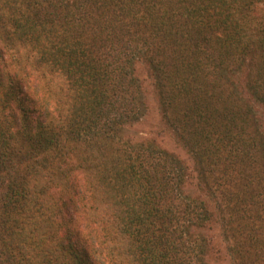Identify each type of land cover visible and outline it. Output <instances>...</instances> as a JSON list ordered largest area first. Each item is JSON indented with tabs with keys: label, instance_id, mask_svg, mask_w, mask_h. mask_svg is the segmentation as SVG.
<instances>
[{
	"label": "trees",
	"instance_id": "16d2710c",
	"mask_svg": "<svg viewBox=\"0 0 264 264\" xmlns=\"http://www.w3.org/2000/svg\"><path fill=\"white\" fill-rule=\"evenodd\" d=\"M258 105L264 0H0V264H264Z\"/></svg>",
	"mask_w": 264,
	"mask_h": 264
},
{
	"label": "rangeland",
	"instance_id": "374dc122",
	"mask_svg": "<svg viewBox=\"0 0 264 264\" xmlns=\"http://www.w3.org/2000/svg\"><path fill=\"white\" fill-rule=\"evenodd\" d=\"M138 73L143 78V84L147 91L148 110L142 120L134 127H132V129H129V133L136 139L153 140L161 147H165L170 151L176 152L184 160L187 161L191 176H194L195 172L192 166V159L186 154L183 148L179 146L176 139L164 124L162 114L158 105L157 95L149 80L145 64L141 63L140 65H138ZM256 108L260 116L262 117V120L264 121V106L258 105ZM187 191L194 195L198 194V191L195 187V181L191 182L189 187H187ZM215 234L217 235V241L219 242L221 255L219 253L215 254L216 257L214 256V258L211 259L212 264H230L228 255L225 250V245L219 237L218 228H216ZM219 256L221 260L219 259Z\"/></svg>",
	"mask_w": 264,
	"mask_h": 264
}]
</instances>
